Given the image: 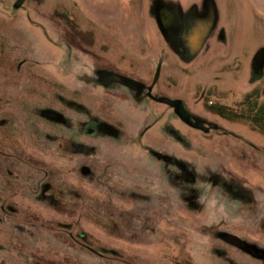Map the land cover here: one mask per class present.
Segmentation results:
<instances>
[{"label":"rangeland","instance_id":"1","mask_svg":"<svg viewBox=\"0 0 264 264\" xmlns=\"http://www.w3.org/2000/svg\"><path fill=\"white\" fill-rule=\"evenodd\" d=\"M212 1L185 54L154 0H0V264H264V133L209 106L264 101V0Z\"/></svg>","mask_w":264,"mask_h":264},{"label":"flooded vegetation","instance_id":"2","mask_svg":"<svg viewBox=\"0 0 264 264\" xmlns=\"http://www.w3.org/2000/svg\"><path fill=\"white\" fill-rule=\"evenodd\" d=\"M154 2V8L151 9V13L153 16H156V22L158 23L157 17H160L166 35L170 38L173 43L172 48H175L176 51H181L185 54L188 53L187 44H189L190 37L195 34H199L198 32L204 31L203 28H200L202 26L201 23L203 25H208L211 21L210 19L213 20L215 16V9L212 0H201L198 3L194 2L186 10H184V8H175L174 6H171V4L169 5L167 1L154 0ZM94 77L95 82L99 83L100 86L106 89L111 87V85L112 87L116 85H120L122 87L127 86L121 82H114L112 80L111 72L109 71H96ZM127 87L129 88V90H131L129 86ZM131 91L134 92L133 90ZM149 92L150 90L147 89L146 97L148 98L151 97ZM63 101L65 102V99H63ZM71 101L76 102L74 100ZM47 112H45L44 115H48L50 119L55 120L58 123L64 124L65 120H67L63 115H60L56 111ZM67 122V124L69 125L68 120ZM85 123L86 122L80 124L85 126Z\"/></svg>","mask_w":264,"mask_h":264},{"label":"trees","instance_id":"3","mask_svg":"<svg viewBox=\"0 0 264 264\" xmlns=\"http://www.w3.org/2000/svg\"><path fill=\"white\" fill-rule=\"evenodd\" d=\"M111 72V71H110ZM99 84V83H98ZM259 96L249 93L244 99L234 104V106L228 105H209L211 112L216 113L219 117L226 120H245L252 124L254 129L260 130L264 133V101H258ZM65 103L71 107L75 106L78 111H87V108L81 103L66 100ZM65 123H68L65 120ZM84 127V126H83ZM169 132V130H168ZM172 134L178 141L185 144L181 132L176 129H171Z\"/></svg>","mask_w":264,"mask_h":264},{"label":"water","instance_id":"4","mask_svg":"<svg viewBox=\"0 0 264 264\" xmlns=\"http://www.w3.org/2000/svg\"><path fill=\"white\" fill-rule=\"evenodd\" d=\"M25 1L26 0H16L14 7L15 8L20 7L21 5L24 4ZM157 21H158V24L160 26L159 28H160L161 32L163 33L164 37L166 38V41L170 44V46H172L173 43L170 40V38L166 35V32L163 29L164 26H163V23H162L160 17H157ZM159 75H160V65H158V67L156 69V73H155L154 79L152 81V84H154L157 81V79H159ZM158 100L170 105L171 107H173L175 112L181 118V120L184 121L186 124H188L192 127H195V128H199V130H203L206 132L209 130L202 123L194 121L190 118V115H189L187 109L183 106L181 101H179V100L172 101V100L164 99V98H159Z\"/></svg>","mask_w":264,"mask_h":264},{"label":"crops","instance_id":"5","mask_svg":"<svg viewBox=\"0 0 264 264\" xmlns=\"http://www.w3.org/2000/svg\"><path fill=\"white\" fill-rule=\"evenodd\" d=\"M161 33V32H160ZM162 34V33H161ZM163 35V34H162ZM208 35V34H207ZM164 36V35H163ZM165 38V37H164ZM166 39V38H165ZM168 43V42H167ZM170 45V44H169ZM172 47V46H171ZM99 85V84H98ZM100 86V85H99ZM102 87V86H101ZM104 88V87H103ZM105 89V88H104ZM178 118H180L179 116H178V114L176 115ZM181 119V118H180Z\"/></svg>","mask_w":264,"mask_h":264}]
</instances>
